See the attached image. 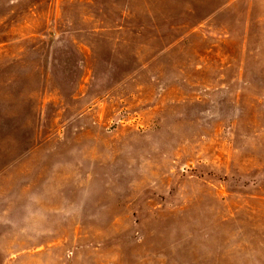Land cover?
Listing matches in <instances>:
<instances>
[{
    "label": "rangeland",
    "instance_id": "374dc122",
    "mask_svg": "<svg viewBox=\"0 0 264 264\" xmlns=\"http://www.w3.org/2000/svg\"><path fill=\"white\" fill-rule=\"evenodd\" d=\"M0 264H264V0H0Z\"/></svg>",
    "mask_w": 264,
    "mask_h": 264
}]
</instances>
